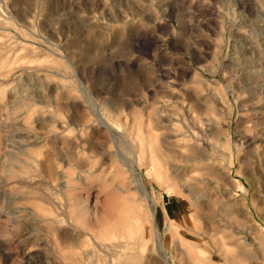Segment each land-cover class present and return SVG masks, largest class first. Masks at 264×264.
Masks as SVG:
<instances>
[{
    "label": "rangeland",
    "instance_id": "rangeland-1",
    "mask_svg": "<svg viewBox=\"0 0 264 264\" xmlns=\"http://www.w3.org/2000/svg\"><path fill=\"white\" fill-rule=\"evenodd\" d=\"M0 264H264V0H0Z\"/></svg>",
    "mask_w": 264,
    "mask_h": 264
},
{
    "label": "bare ground",
    "instance_id": "bare-ground-1",
    "mask_svg": "<svg viewBox=\"0 0 264 264\" xmlns=\"http://www.w3.org/2000/svg\"><path fill=\"white\" fill-rule=\"evenodd\" d=\"M128 262V261H127Z\"/></svg>",
    "mask_w": 264,
    "mask_h": 264
}]
</instances>
